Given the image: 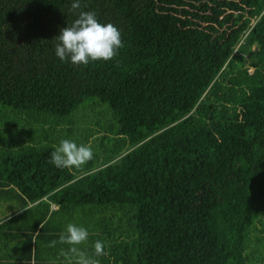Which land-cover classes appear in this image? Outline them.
I'll return each mask as SVG.
<instances>
[{
  "label": "trees",
  "instance_id": "trees-1",
  "mask_svg": "<svg viewBox=\"0 0 264 264\" xmlns=\"http://www.w3.org/2000/svg\"><path fill=\"white\" fill-rule=\"evenodd\" d=\"M73 2L0 0V107L24 118L11 119L19 140L1 123L0 190L35 205L0 221V264L66 262L70 246L49 245L70 216L100 264H264V0H79L76 13ZM79 11L120 30L115 60L56 56L54 38ZM226 82L206 134L186 131ZM90 103L111 110L103 128L121 143L88 166L56 168L54 147L75 141L68 118ZM96 241L106 255L95 257Z\"/></svg>",
  "mask_w": 264,
  "mask_h": 264
},
{
  "label": "clouds",
  "instance_id": "clouds-1",
  "mask_svg": "<svg viewBox=\"0 0 264 264\" xmlns=\"http://www.w3.org/2000/svg\"><path fill=\"white\" fill-rule=\"evenodd\" d=\"M81 8L79 0L71 4V11L76 13ZM56 56L64 61L71 62L73 66L90 63L109 62L116 59L119 50L123 48L122 34L112 23H101L94 12L79 11L78 18L70 25L62 28L60 35L54 38ZM119 67V63H117ZM93 158L91 146L63 139L50 154L49 163L58 169H79ZM89 233L83 226L69 223L66 232L62 233L59 241H52L50 247L57 243L67 244L70 247L65 251L61 249V255L65 257L67 264H100L98 259L90 256L81 249V245L88 241ZM104 244L96 241L94 255L100 257L106 255Z\"/></svg>",
  "mask_w": 264,
  "mask_h": 264
},
{
  "label": "rangeland",
  "instance_id": "rangeland-1",
  "mask_svg": "<svg viewBox=\"0 0 264 264\" xmlns=\"http://www.w3.org/2000/svg\"><path fill=\"white\" fill-rule=\"evenodd\" d=\"M242 59L244 60L245 57H242ZM227 85L228 82H226L225 85L219 87L217 84L203 95L199 102V105L201 103L202 110L197 119H189L187 123L183 125V128L186 131L199 135L206 134V131L210 128L211 124V119H209V116H212L214 113L219 114L221 108L224 107V102L228 99L229 86ZM88 105L89 104H82L68 119H71V121L74 123L72 126L73 135L75 137L74 142H76L78 145L85 144L91 146L93 150V158L91 161L94 162L95 158L101 157V154L105 152H111L116 149L117 142H120V140L118 136L111 134L110 131L103 128L112 121L111 110L108 109L105 104L96 103L91 104V106ZM4 112L11 113L9 109H3L0 107V131L1 123H5L6 126H16L15 138L19 140V135H17V133L22 128V125L15 123V120L11 121V119L24 118L4 116ZM215 115L216 114H214V116ZM1 119L9 120L1 121ZM97 125L101 126V133H95L92 136H88L89 131L93 130ZM205 129L207 130L205 131ZM89 163L91 162L88 161L85 165L88 166ZM63 221H65L66 224L69 223L70 220L68 217H66L63 219Z\"/></svg>",
  "mask_w": 264,
  "mask_h": 264
},
{
  "label": "crops",
  "instance_id": "crops-1",
  "mask_svg": "<svg viewBox=\"0 0 264 264\" xmlns=\"http://www.w3.org/2000/svg\"><path fill=\"white\" fill-rule=\"evenodd\" d=\"M18 193H17V190L15 187L13 186H9L8 188H4L2 190H0V221H7L9 219H12L14 217H16L17 215H19L21 212H23L24 210L30 208L32 209L35 205H29L26 206V208L22 209L20 207L21 205V200L18 198ZM46 198H43L42 200H44L42 203H47L46 202ZM41 200V201H42ZM102 210V208H100ZM54 210H57V206L54 204H51L49 207H48V211H54ZM86 211H92V209L90 207H88L86 209ZM44 213V207L42 206H37V216H39L38 218H40L42 216V214ZM66 212L64 213H60V217L62 215H64ZM71 217V221H76V219L78 218L77 216H70ZM73 222H70V223H73ZM74 224V223H73ZM66 227L67 226H64L62 227V230H66ZM61 231V230H60ZM54 232H57V231H54ZM54 232H51V233H54ZM36 235V234H34ZM67 264L66 262H62V264Z\"/></svg>",
  "mask_w": 264,
  "mask_h": 264
}]
</instances>
